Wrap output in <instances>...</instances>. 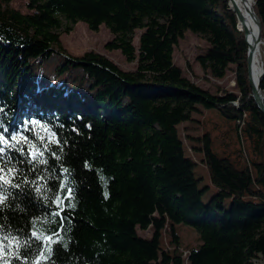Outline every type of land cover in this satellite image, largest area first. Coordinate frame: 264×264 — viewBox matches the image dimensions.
<instances>
[{
	"label": "trees",
	"instance_id": "16d2710c",
	"mask_svg": "<svg viewBox=\"0 0 264 264\" xmlns=\"http://www.w3.org/2000/svg\"><path fill=\"white\" fill-rule=\"evenodd\" d=\"M9 1L0 0V264H184L180 225L198 233L188 264L264 259V114L229 0H178L171 11L162 0H27L29 13ZM253 10L264 44V0ZM77 21L108 28L105 48L136 68L69 55L59 30ZM187 29L209 43L197 57L205 71L222 77L235 64L237 92L212 93L182 74L172 51ZM40 72L48 80L35 91ZM201 108L243 145L229 152L212 131L200 137L195 150L217 187L206 202L178 133ZM148 227L149 237L138 233Z\"/></svg>",
	"mask_w": 264,
	"mask_h": 264
},
{
	"label": "rangeland",
	"instance_id": "374dc122",
	"mask_svg": "<svg viewBox=\"0 0 264 264\" xmlns=\"http://www.w3.org/2000/svg\"><path fill=\"white\" fill-rule=\"evenodd\" d=\"M27 2V0H10L9 5L19 10L21 13H29L33 10L28 8ZM253 3L254 0H252V7ZM162 4L164 10L171 11L179 5V1L162 0ZM228 5L231 7L230 2H228ZM237 26V28L240 29L238 20ZM241 30L243 29L241 28ZM140 32L141 30H136L133 38L136 54L138 53L137 47ZM112 37L113 34L104 25H100L99 29L94 31L89 29L87 24L83 21H77L74 23L72 29L69 32H64L62 28L59 30L60 42L69 55L79 56L85 51H94L108 57L122 70H134L138 65L136 58L133 61H128L125 59L119 49L110 50L105 48V43ZM260 44L261 64L264 67V44L261 39ZM208 45L209 43L203 34L187 29L184 31L183 36L178 39L177 43L173 45L172 60L182 69V74L184 76L198 84L201 88H204L212 93H220L222 89L237 92L238 90L235 84V64H229L224 76L222 77H215L211 75L209 71H205L201 67L197 57L204 54ZM51 58L55 60L58 58V55L54 54ZM72 70L74 72H80V70L77 68H72ZM78 74L80 76V73ZM38 77L39 78L35 85V91L42 88L44 81L48 80V76L46 74H42L41 72L39 73ZM192 117V119L184 121L178 125V133L182 138L186 152L196 161L194 166V174L199 178L198 186H206L202 194V201L206 202L217 190V187L211 183L209 179L207 167L205 163L201 161L202 154L195 150V148L199 147L201 143L200 137L203 135V133H205V131H212L211 134H213L215 137L217 144L216 147L219 150H227V147L229 146V152H231L233 148L239 149L237 143L239 144V147H243V145L242 141L241 144L240 142H237V135L234 130V126L228 125V123L224 121H220L218 118H216L217 115H214L213 113L210 115L208 110L202 109L201 113L194 112ZM240 140L242 139L240 138ZM244 154L248 155L247 152ZM230 204L231 200L229 198L225 199V208H229ZM151 232V227L143 230L138 229V233L146 237H149ZM178 235V251L181 252L182 256L184 257V264H188L187 254L190 248L198 244V233L192 226L180 225L178 227ZM161 247L163 250H167L169 252H172L174 248L173 243L170 241L168 235L165 232L162 234ZM263 260L264 259L262 257H258L254 259V262L255 264H260L263 262Z\"/></svg>",
	"mask_w": 264,
	"mask_h": 264
},
{
	"label": "bare ground",
	"instance_id": "6f19581e",
	"mask_svg": "<svg viewBox=\"0 0 264 264\" xmlns=\"http://www.w3.org/2000/svg\"><path fill=\"white\" fill-rule=\"evenodd\" d=\"M231 3L236 5V8L242 13L244 17V23L249 30L248 40L252 43H257L255 48L252 50L249 64L251 81L255 85L258 82L263 65L261 64V44L257 39L258 26L256 18L253 14L254 10L252 7V0H231ZM239 26L242 28L240 24Z\"/></svg>",
	"mask_w": 264,
	"mask_h": 264
},
{
	"label": "water",
	"instance_id": "95a60500",
	"mask_svg": "<svg viewBox=\"0 0 264 264\" xmlns=\"http://www.w3.org/2000/svg\"><path fill=\"white\" fill-rule=\"evenodd\" d=\"M229 2L231 3V0H229ZM231 7L232 9L234 10L235 12V15H236V18L238 20V23L242 26V29H243V33H244V38H245V41H246V44H247V71H248V82H249V85L251 87V91H252V96L258 106V108L262 111V113L264 114V90L261 89L260 87V78L264 72V67H262V70L260 72V76L258 78V82L257 84H253L252 81H251V77H250V69H249V64H250V58H251V55H252V50L253 48H255L256 44L257 43H252L248 40V37H249V30L248 28L246 27L245 23H244V17L242 15V13L236 8V5L232 4L231 3ZM253 14L256 18V22H257V26H258V36H257V39L258 41H260V29H261V25H260V21L256 15V13L253 11ZM241 29V27H240Z\"/></svg>",
	"mask_w": 264,
	"mask_h": 264
},
{
	"label": "snow or ice",
	"instance_id": "6c2138e0",
	"mask_svg": "<svg viewBox=\"0 0 264 264\" xmlns=\"http://www.w3.org/2000/svg\"><path fill=\"white\" fill-rule=\"evenodd\" d=\"M44 258H46V257H44Z\"/></svg>",
	"mask_w": 264,
	"mask_h": 264
}]
</instances>
